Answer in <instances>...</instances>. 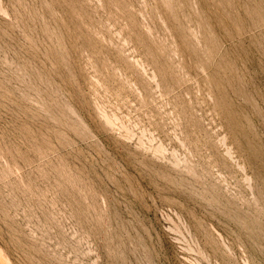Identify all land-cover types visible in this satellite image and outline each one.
<instances>
[{"label":"rangeland","instance_id":"1","mask_svg":"<svg viewBox=\"0 0 264 264\" xmlns=\"http://www.w3.org/2000/svg\"><path fill=\"white\" fill-rule=\"evenodd\" d=\"M0 264H264V0H0Z\"/></svg>","mask_w":264,"mask_h":264},{"label":"bare ground","instance_id":"2","mask_svg":"<svg viewBox=\"0 0 264 264\" xmlns=\"http://www.w3.org/2000/svg\"><path fill=\"white\" fill-rule=\"evenodd\" d=\"M185 77V76H184Z\"/></svg>","mask_w":264,"mask_h":264}]
</instances>
